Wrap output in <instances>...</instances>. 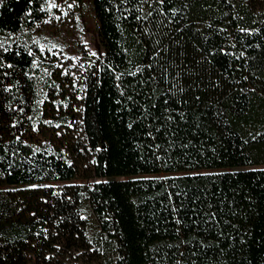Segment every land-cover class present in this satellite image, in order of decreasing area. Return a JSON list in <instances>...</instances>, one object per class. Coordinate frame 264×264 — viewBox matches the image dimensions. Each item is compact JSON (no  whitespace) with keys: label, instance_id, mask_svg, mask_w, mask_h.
<instances>
[{"label":"trees","instance_id":"trees-1","mask_svg":"<svg viewBox=\"0 0 264 264\" xmlns=\"http://www.w3.org/2000/svg\"><path fill=\"white\" fill-rule=\"evenodd\" d=\"M92 7L40 100L44 1L0 0V264H264V0Z\"/></svg>","mask_w":264,"mask_h":264},{"label":"rangeland","instance_id":"rangeland-1","mask_svg":"<svg viewBox=\"0 0 264 264\" xmlns=\"http://www.w3.org/2000/svg\"><path fill=\"white\" fill-rule=\"evenodd\" d=\"M43 1L45 17L21 34L23 39L35 44L43 55L42 61L34 64L40 100L45 95L44 83L48 77L47 67L49 64L54 65L55 70L68 75L73 86L81 88L86 71L102 55V48L97 38V21L93 12L92 0ZM92 53H96V55H92ZM212 171L216 170L204 169L198 172ZM166 175L169 174L159 173L152 176L163 177ZM92 181L93 179L77 177L65 182H51V184H86Z\"/></svg>","mask_w":264,"mask_h":264},{"label":"snow or ice","instance_id":"snow-or-ice-1","mask_svg":"<svg viewBox=\"0 0 264 264\" xmlns=\"http://www.w3.org/2000/svg\"><path fill=\"white\" fill-rule=\"evenodd\" d=\"M52 6L55 7V5ZM69 7H71V5H69ZM53 47H55V45H53ZM92 55H96V53H92Z\"/></svg>","mask_w":264,"mask_h":264}]
</instances>
